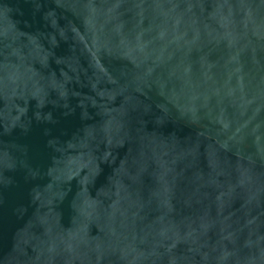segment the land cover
Listing matches in <instances>:
<instances>
[{
	"label": "water",
	"instance_id": "1",
	"mask_svg": "<svg viewBox=\"0 0 264 264\" xmlns=\"http://www.w3.org/2000/svg\"><path fill=\"white\" fill-rule=\"evenodd\" d=\"M0 264H264V0H0Z\"/></svg>",
	"mask_w": 264,
	"mask_h": 264
}]
</instances>
